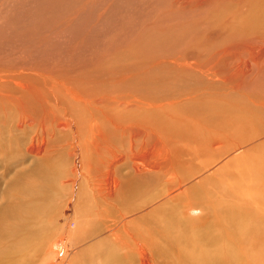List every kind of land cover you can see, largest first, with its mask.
<instances>
[{
	"label": "rangeland",
	"instance_id": "obj_1",
	"mask_svg": "<svg viewBox=\"0 0 264 264\" xmlns=\"http://www.w3.org/2000/svg\"><path fill=\"white\" fill-rule=\"evenodd\" d=\"M5 1L0 0V6ZM7 1L10 8L6 10L14 9L10 12L13 15L9 21L4 22L3 15L0 16V72L16 71L17 81L23 85L11 87L16 105L7 101L2 108L5 101L0 106V260L8 258L1 264L22 263L24 256L34 264H102L96 253L105 249L103 243L101 245L97 239L82 241L75 234H70L76 230L75 224L79 225L77 221L85 222L78 226L80 231L90 229L92 216L96 219L100 210L97 194L91 190L89 168L92 179L106 188L103 186L105 181L114 187L111 184L113 178L118 181L130 175L136 181L150 176L147 169H153L158 162L162 167L171 168L165 177L174 174L178 181L203 190L200 194L212 201V220L219 221V224L198 249L217 251L233 243L231 249L241 258L238 264H252L256 256L259 264H264V187L251 190L246 186L245 170L241 175L236 173L238 168L245 167L241 162L245 161L248 166L251 162H259L262 158L259 155L264 154L260 152L264 149V122L255 118L256 102L250 103L247 97L248 94L260 95L259 99L264 100V78H254L250 73L239 81L237 87L236 81H228L222 86L213 79L214 84L222 86L219 92L222 95L219 97L220 111L213 109L211 115L206 116L211 122H206L195 111V116H192L180 109L177 113L148 110L149 116H137L136 113L135 116L140 122L156 117L158 120L150 124H160L151 127L153 131L143 125L142 131L115 133L109 124L113 113H105L99 102L108 105L110 98L122 97L126 92L125 87L115 84L118 79L113 69L124 66L140 69L144 61L137 60L134 54L125 50L126 53L120 50V54H115L116 49H103L99 45L93 48L91 34L69 31L76 15L84 17L83 26L92 25L89 19L92 17V3L100 0ZM243 43H250V37ZM249 45V56L241 60L249 63L252 71L255 65L252 66L251 60L260 57L258 70L264 71V46ZM22 70L29 74L27 82L19 81L18 74ZM24 84L29 88L28 92L23 90ZM224 96L230 98L229 103ZM259 113L264 119V110ZM129 119H134V115ZM22 121L23 125H19ZM257 121L261 122L258 130L260 124ZM64 124L65 128L61 126ZM98 126L103 133L102 138L109 134L112 140L105 138L107 142H103L96 134ZM130 135L134 136L130 138ZM151 139L160 141L157 151L146 146L152 144ZM217 139L224 143V147L216 148L214 142ZM129 140L133 143L138 141L141 148L129 149ZM111 154L124 157L123 162L111 166ZM230 160H234L232 166H228ZM238 163L241 164L234 169ZM162 172L161 179L165 178ZM215 183L217 187L212 189ZM159 190L163 192L164 188L159 187ZM207 190L212 191L204 194ZM200 203L204 205V198ZM80 211L87 216L80 217ZM198 211L193 212L194 217ZM242 212L251 213L249 217L252 220ZM252 214L260 217L257 223L262 228L254 225L262 230H258L259 236L253 241L243 240L237 246L226 231L232 230L236 222L244 221L249 224L246 226H251L252 221L255 223ZM222 228L225 233L221 236ZM28 232L30 236L34 233L28 250L34 247L36 252L20 251L21 255L9 258L16 249V238L27 237ZM174 232L179 231L176 229ZM53 245L54 250L51 251L49 248L53 249Z\"/></svg>",
	"mask_w": 264,
	"mask_h": 264
},
{
	"label": "bare ground",
	"instance_id": "obj_2",
	"mask_svg": "<svg viewBox=\"0 0 264 264\" xmlns=\"http://www.w3.org/2000/svg\"><path fill=\"white\" fill-rule=\"evenodd\" d=\"M7 2L6 0L0 6V16L3 15L4 22L12 18L13 14L10 12L14 9L8 12L6 9L10 8V5ZM92 6V17L89 18L92 25L83 26L84 17L76 15L73 16L69 31L82 32V34L86 31L91 34L93 48L99 45L103 49H116L115 54L125 50L134 54L137 60L144 61L139 66L140 69L126 66L113 69V74L118 79L115 84L125 87L126 92L124 90L125 94L122 97L110 98V96L108 105L103 101L99 102L105 113H113L112 121L108 122L115 133L131 134L140 131L143 125H147L145 128L147 130L158 127L160 122L150 124L151 121L158 120L156 117L151 119L148 117L145 122H140L135 116V113L137 116H149L148 110L177 113V109H180L192 116H195L196 112L206 122H211L212 120L206 116L211 115L213 109L215 112L220 111L219 97L222 94L219 92L223 84L236 81L235 87H237L239 81L250 73L254 78H264V71L258 70L260 57L255 60L250 59L252 66L255 65L252 71L249 63L241 60L246 55L249 56V44L264 46V0H100L95 4L92 3ZM249 37L250 43H243L249 40ZM233 66L237 68L233 69ZM27 75L29 74L22 70L18 74L19 81L27 82L29 80ZM213 79L222 86L214 84ZM20 83L17 81L16 71L0 72V106L6 101L2 108H5L7 101L10 104L15 100L11 94V87ZM25 84L23 90L28 92L29 88ZM260 92L259 94L262 95L263 93ZM255 96L247 95L250 103L256 102V108L253 110L255 118H258V121L262 119L263 123L264 119L259 112L264 110V100L259 99L260 95ZM224 98L227 103L230 102L228 96ZM27 102L28 100L25 101ZM13 104L16 105L15 102ZM133 115L134 119H129ZM23 122L19 125H23ZM261 122H258L260 125L257 130L261 127ZM65 125L61 126L65 128ZM96 129V134L102 138L103 133L99 126ZM113 131L110 133L115 139ZM133 136L130 135V138ZM105 138L111 139L109 134L102 138L103 142H107ZM151 141L152 144L146 146L152 151H157L160 141L155 139ZM214 145L217 149L224 147V143L219 139ZM139 148L141 147L138 141L133 143L129 140V149ZM260 152H264V149ZM111 156L113 160L111 166H116L124 160V157L119 158L114 154ZM259 156L262 157L259 162H251L246 166V162L243 161L241 163H245V167L238 168L241 163L234 166V169L238 168L236 173L238 172L239 175L242 174L243 169L245 170L248 178L246 186L248 185L251 190H260L264 187V154ZM231 160L228 166H232L234 160L232 162ZM167 163L172 166L171 162ZM89 170L91 190L93 189L97 194V205L100 210L98 209L96 219L92 216L90 229L80 231L77 228L81 222L77 221L79 225L75 224L76 230L70 234H75L82 241L97 239L101 245L103 243L105 249L101 253H96L102 264H238L241 262L240 254L231 249L233 243L224 249L209 250L214 253L198 249L202 241L213 235L219 221L212 220L214 218L212 201L200 194L203 190H197L178 181L172 173L165 177L166 171L171 170L170 167H162L158 162L153 169H147L150 176L140 177L136 181H133L130 175L123 176L118 181L113 178L111 184L114 187L106 184L105 181L103 186L106 188L92 179L91 169ZM161 171L165 178L161 179ZM135 173L134 176H137ZM159 187H163L164 191L160 192ZM215 187H217L216 183L212 189ZM211 191L207 190L203 193L208 195ZM114 194L118 196L117 199ZM80 197L82 199L83 196ZM202 198H204L203 206L200 203ZM38 211L36 209V212ZM195 211L199 213L194 217ZM242 214L249 217L251 213L248 215L242 212ZM214 215L218 216L217 213ZM79 216L87 215L80 211ZM252 217L255 223L252 221L251 226H246L249 224L244 221L236 222L232 230L226 231L237 246H240L239 242L243 240L253 241L257 235L259 236L258 230L261 226L257 222H260V217L255 214H252ZM176 229L180 233L174 232ZM221 231L222 236L225 229L222 228ZM27 235L20 239L16 238V249L11 252L9 258L12 255H21L20 251L36 252L34 247L28 250L29 244L33 243H30V240H33L31 238L34 233L32 232L30 236L28 232ZM49 249L53 251L54 245L53 249ZM4 259L8 258L3 257L0 264ZM21 261L22 263H13L34 264V261L31 262V259L29 261L26 256L22 257ZM7 262L9 261L5 263ZM251 263L259 264L258 256L254 257Z\"/></svg>",
	"mask_w": 264,
	"mask_h": 264
}]
</instances>
